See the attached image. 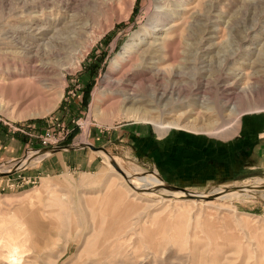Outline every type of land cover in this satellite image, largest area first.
<instances>
[{"label":"rangeland","instance_id":"obj_1","mask_svg":"<svg viewBox=\"0 0 264 264\" xmlns=\"http://www.w3.org/2000/svg\"><path fill=\"white\" fill-rule=\"evenodd\" d=\"M148 1L135 0L132 7L133 0H70L67 13L57 17L62 30L38 49L22 26L29 24L30 11L50 4L0 0V124L31 140L21 159L0 169L14 171L30 152L84 147L81 142L106 148L113 159L86 148L88 163L48 171L35 160L0 177V264H264V191L223 201L215 195L264 187V161L244 143L254 142L257 125L264 123V0L220 6L217 48L197 57L198 72L187 71L177 84L169 77L154 82L148 75L111 72L113 61L146 29ZM182 58L176 56L174 67ZM172 91L181 104L163 107L165 101L153 110L154 96ZM126 97L142 101L155 118L158 112L167 121L180 118V127L160 132L152 122L126 117ZM143 127L161 145L171 141L158 162L138 154V144L129 141ZM215 128L220 132L207 131ZM175 133L187 140L181 143ZM47 134L64 140L44 147ZM97 134H103L100 141ZM164 156L173 165L188 164L175 165L167 176ZM114 161L132 176H154L165 186L210 197L168 198L164 186L148 181L131 183L143 190L137 192ZM101 231L103 252H96L93 242ZM13 247L22 252L21 263L7 260Z\"/></svg>","mask_w":264,"mask_h":264},{"label":"bare ground","instance_id":"obj_2","mask_svg":"<svg viewBox=\"0 0 264 264\" xmlns=\"http://www.w3.org/2000/svg\"><path fill=\"white\" fill-rule=\"evenodd\" d=\"M40 1L46 4V6L50 4V6L44 8L40 13H36V11H30L27 16L29 17V19H27L25 16L29 24L26 23L27 25L22 26L23 29L21 28L24 32L29 30L28 33L30 32L33 34L38 49H41L42 46L46 45L47 41L50 38H51L50 40H52L53 37L54 38L57 37L55 35L59 32V30H62L60 28L61 26L60 23H62V21L61 22L58 21L57 17L60 18L62 13H67V11L69 10V6L71 4L70 0H58V2H54L52 0H40ZM99 1L100 0H93V2L96 4L99 3ZM134 3L135 0H133L132 7ZM147 4H148V11L150 12V14H149V22L146 29L144 30L143 34L137 36L136 39H134L130 44H128L125 47L124 52L120 54L119 58L113 61L111 72H117L118 74L123 73L125 74L122 75V77L124 78H131V76H136L139 74H143L144 76L148 75L151 77V79H153L154 82H156L158 79H166L169 77L171 81L175 80L174 84H177L176 83L178 82L177 80L184 77L187 71L194 72L198 70L196 64L197 57H200L201 55L206 53L210 54L213 51H215V49L217 48V43H215L216 35L218 34V29L215 25L217 23L216 12H218L220 6L222 7V5L225 6L229 5V2L228 0H149ZM21 18L22 17H20V19ZM53 18L54 21H52V26L51 27L47 26L48 20L51 19L53 20ZM75 30H79V29H75ZM17 31L20 30L17 29ZM185 32L187 33L186 35L187 39L184 43L182 41ZM178 54H182L183 58L182 61L178 64V66L176 65L174 67L173 63L176 62V56ZM169 63L173 64L172 68L170 67ZM169 94L170 95H168V93H163L156 98L154 96L155 105L153 103L154 105L153 108L155 109L153 110H157L160 106L163 105H164L163 107L171 105V107L175 108L176 106L181 104V99L179 98L180 97L179 94L176 99L174 98L175 95L173 91ZM125 101L131 104V107L126 111V117L128 118H133L135 120H140L144 122H152L155 124L156 128L160 132H165V131L167 132L172 128L180 127L179 125V121L181 120L180 118L179 119L177 118L176 120L173 121H167L164 118H161L162 117L161 115L164 114L162 112H158L160 113V117L155 118L152 116V111L141 107L142 101L138 100L137 98L126 97ZM165 101L166 104H163V102ZM96 112H98V110H96ZM212 130L220 132V129H216V128L207 131H212ZM81 143L86 145L89 142H81ZM99 153L102 155L104 154L102 152ZM48 155L49 153L40 156L37 154V152H30L27 158L21 161L19 167L24 168V166H26L27 164L35 160L40 161L41 159H43ZM105 156L108 159V162L113 161L112 158H109L107 155ZM9 170L10 169L3 171L1 168L0 173L9 172ZM124 173L126 177L121 176L122 179L123 180L126 179L125 181L129 184V186H131L137 192L143 190H136L135 187H133L132 185L133 184L140 185L143 181H148L150 183L155 182L156 183L155 186L157 188L158 187L162 188L163 186L166 185V183H164L162 180L154 176L143 175L142 177H137V175L132 176L127 172ZM131 183L133 184L131 185ZM257 187L260 186L257 185L252 187H243L244 188L243 191L218 192L215 194L218 195V198L216 200L221 201L222 199L224 200L231 196H237L240 195L241 193L247 194L250 192L248 188H257ZM187 192L184 191L170 192L165 190V193H163L162 195L168 198L178 197V199L185 201V200H189L190 199L189 195L192 194L191 192L188 193ZM196 195H198V197L201 198L210 197L209 195H201V194H196ZM206 203H212V202H206ZM103 244H104L103 231H101L100 235L93 242V248H95L96 252L101 251V249H103ZM9 250L10 251H8L9 253L7 255L8 256L7 260H9L11 263H19V262L21 263L22 260L24 259L23 255L21 254L22 252H20L17 247H13ZM94 261L92 262L90 261V263L86 262V264H95Z\"/></svg>","mask_w":264,"mask_h":264},{"label":"crops","instance_id":"obj_3","mask_svg":"<svg viewBox=\"0 0 264 264\" xmlns=\"http://www.w3.org/2000/svg\"><path fill=\"white\" fill-rule=\"evenodd\" d=\"M256 133L257 139H255L254 142H252V139L248 138L245 139L244 143L245 145H251L250 148L251 152L254 150V154L258 156L260 159L264 161V123H260V125H257ZM18 130V129H17ZM17 130L12 131L10 128L0 124V165L3 163H7L10 161H16L18 159H21L27 152L28 146L31 142V140L27 137V134L20 132L17 133ZM95 137L94 139L96 141H100L103 138V134ZM175 138L182 142H185L187 140V135L181 134V133H175ZM125 137H128L125 135ZM130 139H132L133 144H138L137 147V153L140 155H144L149 157V159L154 161H159V157L163 156L166 152V150L171 147L169 146L171 144V141L166 144L158 143L156 140V137L150 135V132L147 128L143 127L134 129L129 135ZM127 141L128 139H123L121 141ZM181 150H182V144ZM187 147V145H186ZM161 151L164 152L160 153ZM183 151H187L186 149H183ZM87 157V158H86ZM86 158V159H85ZM91 154L87 153L86 148H80L77 150L72 151H63L58 152L55 154H51L49 156L44 157L39 161L40 165L39 167H45L48 171H52L53 169L59 168L61 170H66L68 168V164H73L79 166L80 164L88 163L91 159ZM163 160V158H162ZM172 158L169 160L166 156H164V166H167V176L175 173L176 166L179 165V168H181L182 165L188 164L187 161L180 160L177 164L171 163ZM92 161V160H91ZM170 165L175 166L173 170L169 169ZM186 169H180L178 172L182 174ZM188 171V170H187ZM188 173V172H187Z\"/></svg>","mask_w":264,"mask_h":264},{"label":"water","instance_id":"obj_4","mask_svg":"<svg viewBox=\"0 0 264 264\" xmlns=\"http://www.w3.org/2000/svg\"><path fill=\"white\" fill-rule=\"evenodd\" d=\"M80 148H89L91 151L93 152H102L104 153L105 155H107L109 158L110 157V154L108 152V150L106 148H103V147H95L94 145L92 144H86L84 147H69V146H61V147H52V148H45V149H41V150H37V151H34V152H37L38 155L40 156H43V155H46L49 153V155L51 154H55V153H58V152H63V151H72V150H77V149H80ZM48 155V156H49ZM22 160H19L18 162V165L16 166L15 170L14 171H9V172H1L0 173V177L3 178V177H9V176H12L14 175L19 169H21L19 167V164L21 163ZM113 165L115 166V168L117 169V171L123 176V177H126L124 171L119 168V166H117V164L115 163V161L113 162ZM164 188L170 192H179V191H184V192H187L185 189L183 188H178V187H173V186H164ZM244 188L242 187H238L236 188V190H233V189H230L232 191H243ZM250 191L252 190H263L264 191V187H257V188H248ZM188 193V192H187ZM189 198H194V199H198V200H202V199H206V198H201V197H198V195H196L195 193H192L189 195Z\"/></svg>","mask_w":264,"mask_h":264},{"label":"built area","instance_id":"obj_5","mask_svg":"<svg viewBox=\"0 0 264 264\" xmlns=\"http://www.w3.org/2000/svg\"><path fill=\"white\" fill-rule=\"evenodd\" d=\"M26 134V132L21 131ZM64 139L56 134H47L45 137H41V142L44 147L59 146Z\"/></svg>","mask_w":264,"mask_h":264}]
</instances>
